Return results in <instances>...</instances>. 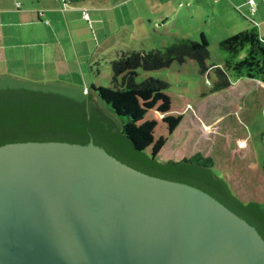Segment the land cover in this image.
I'll return each mask as SVG.
<instances>
[{
    "label": "water",
    "instance_id": "95a60500",
    "mask_svg": "<svg viewBox=\"0 0 264 264\" xmlns=\"http://www.w3.org/2000/svg\"><path fill=\"white\" fill-rule=\"evenodd\" d=\"M23 85L87 94L0 75V86ZM0 264H264V237L209 192L135 168L92 139L16 141L0 145Z\"/></svg>",
    "mask_w": 264,
    "mask_h": 264
},
{
    "label": "rangeland",
    "instance_id": "374dc122",
    "mask_svg": "<svg viewBox=\"0 0 264 264\" xmlns=\"http://www.w3.org/2000/svg\"><path fill=\"white\" fill-rule=\"evenodd\" d=\"M248 1L89 0L104 10L96 24L91 18V29L79 22L85 43L78 45V53L74 50L65 55L69 69L47 78L52 69L41 67L34 75L43 76L37 81L44 82L82 87L94 83L116 114L126 117V127L141 146L163 159L197 152L211 156L215 174L229 176L242 199L264 202V81L245 77L213 90L217 66L247 52L244 48L233 54L221 48L219 41L246 28L264 36V0H254L255 10ZM86 10L89 18L91 11ZM105 32L107 38L101 41ZM201 33L210 45L207 72L194 58L155 69L139 67L136 81L153 77L166 86L122 93L114 90L111 61L122 50L164 48L176 35L199 39ZM55 57L49 55L50 63ZM236 77L231 74L232 80Z\"/></svg>",
    "mask_w": 264,
    "mask_h": 264
},
{
    "label": "trees",
    "instance_id": "16d2710c",
    "mask_svg": "<svg viewBox=\"0 0 264 264\" xmlns=\"http://www.w3.org/2000/svg\"><path fill=\"white\" fill-rule=\"evenodd\" d=\"M250 5L255 10V5ZM84 11L87 12L85 8ZM45 21L48 22L47 19ZM219 44L233 54L244 48H247V52L237 60L226 59L222 67L217 66L213 90L227 88L232 81L231 74L237 76L234 79L248 77L264 81V36L258 30H239L221 39ZM209 56V41L203 33L199 39L176 35L175 40L164 48L122 50L111 61V83L119 93L162 88L167 83L153 77L136 81L137 69H155L168 66L173 61L182 63L187 58H194L200 69L207 72L209 66L206 60ZM83 91L87 94L75 97L38 86H0V145L26 140L87 143L92 139L135 168L186 182L209 192L255 225L264 237V202L242 199L234 190L229 176L215 174L211 156L197 152L180 158L158 157L137 142L126 127L125 120L121 123L97 101V87L94 83Z\"/></svg>",
    "mask_w": 264,
    "mask_h": 264
},
{
    "label": "crops",
    "instance_id": "0c3cea01",
    "mask_svg": "<svg viewBox=\"0 0 264 264\" xmlns=\"http://www.w3.org/2000/svg\"><path fill=\"white\" fill-rule=\"evenodd\" d=\"M83 8L91 11L89 18ZM102 10L89 0H0V75L19 74L37 81L43 76L34 72L42 71L41 67L52 69L47 78L58 70H68L65 55L69 51L74 54V50L78 53V45L85 43L79 22L84 21L91 29V18L96 24ZM107 35L105 32L101 41ZM51 53L56 57L50 63Z\"/></svg>",
    "mask_w": 264,
    "mask_h": 264
},
{
    "label": "built area",
    "instance_id": "2783aa9c",
    "mask_svg": "<svg viewBox=\"0 0 264 264\" xmlns=\"http://www.w3.org/2000/svg\"><path fill=\"white\" fill-rule=\"evenodd\" d=\"M250 3L254 4V0H250ZM252 7H254V6H252ZM84 13L86 16L88 15V13L86 11H84Z\"/></svg>",
    "mask_w": 264,
    "mask_h": 264
}]
</instances>
